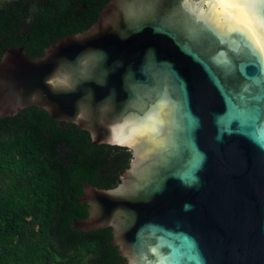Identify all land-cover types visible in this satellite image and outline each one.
<instances>
[{
  "label": "water",
  "instance_id": "water-1",
  "mask_svg": "<svg viewBox=\"0 0 264 264\" xmlns=\"http://www.w3.org/2000/svg\"><path fill=\"white\" fill-rule=\"evenodd\" d=\"M237 34L264 56V0H110L41 57L7 49L0 118L37 106L132 153L74 229L129 264H264V68Z\"/></svg>",
  "mask_w": 264,
  "mask_h": 264
},
{
  "label": "trees",
  "instance_id": "trees-1",
  "mask_svg": "<svg viewBox=\"0 0 264 264\" xmlns=\"http://www.w3.org/2000/svg\"><path fill=\"white\" fill-rule=\"evenodd\" d=\"M35 1L0 0L1 48L30 47L31 45L38 49L48 48L69 35L90 28L98 20L99 10H102L110 0H91L87 21L70 24L59 21L52 24L46 15L48 0H38L40 6L36 9L32 8ZM99 4L101 7L97 6ZM95 7H99L98 10L96 8L95 12L89 14ZM91 18L92 21H89ZM59 28L61 31H57ZM53 124H55L52 126L55 129V135H62L61 141L64 140L67 137L65 131L61 130L58 122L53 121ZM67 125L73 135L80 133L83 139H87L88 164L104 152L107 146L93 145L88 132L80 130L74 124ZM43 128L41 125L39 129L35 128L34 132H30L27 136L17 137L2 136V133L7 130L0 132V264H32L34 252L38 255V264H52L51 262L75 264L73 263L75 257L71 258L72 261L69 259L64 261L66 255L60 253L50 239V230L47 229L48 226L56 224L69 226L74 218L80 219V217L68 212L62 214L57 212V207L63 203L57 189L61 183V177H66V171L62 167L56 168L47 164L56 162V148L50 152H45L44 149V153L42 152L44 141L40 137L43 135ZM78 144L79 142L73 147L79 148ZM111 149L121 148L111 147ZM45 153H50V157L46 158ZM130 155L131 153L127 154L128 161ZM27 225L40 227L38 243L33 245L31 242L27 244L24 241H18L13 244L16 235L28 232L24 228ZM102 234L103 230L88 233L86 264L92 261L91 256L97 255ZM58 257H62L61 262L55 259ZM77 264H83L81 259Z\"/></svg>",
  "mask_w": 264,
  "mask_h": 264
},
{
  "label": "flooded vegetation",
  "instance_id": "flooded-vegetation-1",
  "mask_svg": "<svg viewBox=\"0 0 264 264\" xmlns=\"http://www.w3.org/2000/svg\"><path fill=\"white\" fill-rule=\"evenodd\" d=\"M91 0H73L72 2L67 0H48L46 15L48 20L55 24L56 21L64 24H70L73 22L79 23V21H87V14L89 12V3ZM67 3L69 5H67ZM40 1L36 0L32 8H38ZM101 7V5H97ZM90 11L89 14L95 12L96 8ZM102 9V8H100ZM100 13L102 10H99ZM39 15V13H38ZM100 15V14H99ZM98 15V16H99ZM92 21V18L89 19ZM57 31H61L59 28ZM29 40V38H27ZM31 45L26 47L25 51L29 58L36 59L45 54V49L34 48ZM8 48L3 49L0 47V62L4 57ZM4 121H0V132L2 136L17 137L20 135L27 136L30 132H34V129H39L42 125L43 135L40 137L44 141L43 153L50 152L53 148H56V162H48L47 164L53 167L59 166L66 171L65 176L61 177V183L57 192H60L63 203L60 207H57L59 214L68 212L80 217V219L74 218V220H81L89 216L88 203H80V200L84 196L86 186H94L99 189H113L116 188L120 182L122 175L130 167L132 160V153L129 149L119 147L121 149H111V145L107 146L99 156L88 164V155L86 150V141L80 136L72 134V130L64 122H58L53 120L45 110L32 106L21 110L16 116L0 118ZM9 120V122L7 121ZM45 120V122H41ZM53 121L58 122V126L61 130L65 131L67 137L61 141L62 135H55V129L52 128ZM9 129V131H8ZM81 130V129H80ZM65 134V136H66ZM74 141L73 143H71ZM79 142V148L73 146ZM92 143V141H91ZM82 149V150H81ZM126 149V150H124ZM131 153L129 161L127 154ZM50 153H45L46 158H49ZM64 174V173H63ZM72 224L65 226L62 224H56L48 226L50 230V239L55 243L60 253L66 255L65 260L75 257L73 263L77 264L81 259L83 264L88 261L87 256V244L88 233L79 231L73 228ZM28 232L26 234H18L13 239V244L18 241H24L27 244L30 242L34 245L39 240V226L27 225L24 227ZM103 230L102 237L100 239V248L96 256H91L92 261L89 264H129V261L120 255L119 249L113 245V233L111 228L101 229ZM100 231V230H99ZM32 264H38V255L33 253ZM57 262H61L62 257L55 258ZM55 261V260H53ZM53 264V262H51Z\"/></svg>",
  "mask_w": 264,
  "mask_h": 264
},
{
  "label": "snow or ice",
  "instance_id": "snow-or-ice-1",
  "mask_svg": "<svg viewBox=\"0 0 264 264\" xmlns=\"http://www.w3.org/2000/svg\"><path fill=\"white\" fill-rule=\"evenodd\" d=\"M234 41H238L239 43L236 45L234 49V53L237 56H246L255 60L258 65L264 68V56H261L253 47V45L245 39L244 36L237 34L232 38ZM261 47H264L262 45ZM123 143V141H120Z\"/></svg>",
  "mask_w": 264,
  "mask_h": 264
}]
</instances>
